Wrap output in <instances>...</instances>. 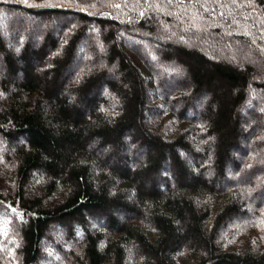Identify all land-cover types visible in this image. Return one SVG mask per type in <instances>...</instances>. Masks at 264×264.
Segmentation results:
<instances>
[{
  "label": "trees",
  "instance_id": "16d2710c",
  "mask_svg": "<svg viewBox=\"0 0 264 264\" xmlns=\"http://www.w3.org/2000/svg\"><path fill=\"white\" fill-rule=\"evenodd\" d=\"M0 264H264V0H0Z\"/></svg>",
  "mask_w": 264,
  "mask_h": 264
},
{
  "label": "rangeland",
  "instance_id": "374dc122",
  "mask_svg": "<svg viewBox=\"0 0 264 264\" xmlns=\"http://www.w3.org/2000/svg\"><path fill=\"white\" fill-rule=\"evenodd\" d=\"M95 42H97V40H95ZM88 43H92V41L89 39V41H88ZM111 72L114 74V75H116L117 74V71L116 70H111ZM102 95L103 96H108V93L105 91V93H103L102 92ZM109 99H111V101L113 102V103H116L117 102V99L115 98V97H110L109 96ZM251 115V114H250ZM207 177H212V175L210 174V175H208ZM252 211V210H251ZM246 220H248V219H246V218H239L237 221L238 222H242V224L244 223V222H246Z\"/></svg>",
  "mask_w": 264,
  "mask_h": 264
}]
</instances>
